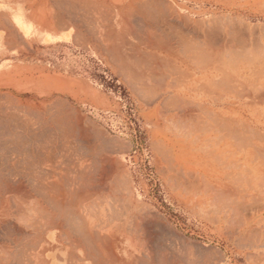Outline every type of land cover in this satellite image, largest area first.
Returning a JSON list of instances; mask_svg holds the SVG:
<instances>
[{
	"label": "rangeland",
	"instance_id": "obj_1",
	"mask_svg": "<svg viewBox=\"0 0 264 264\" xmlns=\"http://www.w3.org/2000/svg\"><path fill=\"white\" fill-rule=\"evenodd\" d=\"M33 1L37 5L35 14L40 25L54 31L31 36H35L43 45H49L62 39L68 42L71 33H62V31H72L73 44L77 48V53H84L90 59V70L86 68L84 74L64 70V75H61L51 70L44 56L34 53L31 44H25L26 46L22 47L21 58L14 65L4 66V71L0 73V111H14L13 113H17L19 118L21 116L20 120L31 117L37 125L41 117H47V122H52V115L67 111L65 115L70 116L68 118L71 121L79 119L81 131L99 136L101 141L99 145H103L102 153L113 161L111 163L115 175L109 180L108 191L99 195V201H103V204L100 203L95 207V213L99 208V214L97 212L100 215L99 221H107L101 224L107 228L126 222L130 226V223H134L136 219L142 222V232L146 234L144 236L150 240L152 238L147 245L152 250H150L152 256L155 255L154 261L157 262L155 258L164 253L166 257L170 255L168 260L176 254L179 263V259L183 260L181 264H189L187 262L191 264H264V209H261V205L264 204L262 199L264 180L255 178L254 183L251 184L257 209L238 210L239 202L242 206L243 190L249 188L247 184L250 180L239 179L237 163L224 161L222 158L224 154L227 158L226 141L231 137L232 131L222 129L221 123L215 124V114L204 111L199 114L198 109L205 108L192 101L186 107L192 112L186 115L187 122L184 121L185 124L182 122L184 127L179 131L178 127L172 123L171 116L184 105L183 100L181 104L172 99V94H169L161 104L159 101L164 96L163 92L166 91L164 83H158L159 85L147 83L149 89H145L148 87L145 81L134 80V69L128 68L127 71L119 63L120 61L108 52V49L101 50L108 44V41L105 42L107 39L105 32L108 28L105 25L115 22L116 18L120 19L118 15L113 19L109 16L110 20L106 17L105 21L103 17L110 12L106 5L108 3L119 7L125 4L126 0ZM132 1L139 2V0H127L126 4ZM156 1L149 0L148 3L150 6L154 5L152 8H155V11L159 10L161 15L165 13L162 12L165 7L169 13L166 12V15L170 16L167 19L168 22L173 28L178 26V29L177 27L175 29L176 33L173 28L169 30V27H165L172 32L167 31L169 35H177L176 37L174 35L173 41L170 40V42L169 39L168 41L170 44L176 42L175 46H178L181 54L187 51L199 52L197 55L202 62L218 58L225 63L226 67L228 63L230 67L237 69L245 60L244 49L222 50V42L228 39L229 42L242 43L250 39L260 41L261 48H264V0H158L160 5ZM103 2L106 5L102 6L103 14H101L98 12V5ZM161 3H165L169 8L166 5L161 6ZM157 11L156 13L159 12ZM172 14H174L173 17ZM22 19H24L23 16ZM173 24L176 25L173 26ZM255 27H260L258 35L250 33ZM26 28L27 32L30 28L28 26ZM138 28L139 26H136L137 30H141ZM254 31L258 32V30ZM119 39L114 46L122 48V56L130 55V42L135 43L137 40L127 36L128 45L126 44L123 48L122 46L125 45L122 43L123 39L121 37ZM209 47L210 50L207 51ZM259 52L261 64H263L264 49H260ZM118 58H120L119 55ZM66 66L67 62H64V69H67ZM92 66H94L93 71ZM166 74L169 72L167 71L165 76ZM138 88L140 91L137 90ZM29 110H31L30 117L27 112ZM62 117L64 120V116ZM190 118L191 121H189ZM42 121L44 122L43 119ZM197 122H200L202 126H205L206 122L212 126H219L212 132L211 128H195ZM46 129L53 137L52 129ZM183 129H185L184 134L181 133ZM46 132L42 133L43 137L39 135L41 141H45L44 138L49 135ZM176 132L185 137L184 139L176 137L179 141L174 145ZM188 132H190L189 136ZM45 139L48 140V137ZM223 143L225 146H222ZM163 146L177 149L175 160L164 155ZM79 151L74 152L73 156L81 158L83 157L81 154L85 155L84 151V153ZM76 153L79 155L77 156ZM198 158H207V161L197 160ZM184 165H187L186 170H183ZM50 168L52 171L57 166ZM115 168L118 170L116 171ZM199 169L200 171L206 169L212 173V181L221 180L222 189H209L208 183L207 186L204 181L201 182L189 176L193 173L191 171L196 172ZM46 170L47 173H52L48 172L49 168ZM177 173L182 177H179ZM185 173L188 175L185 176ZM125 176H129L132 180L133 186L130 190L127 189L129 192L125 190L126 187L122 183ZM182 181H186L187 184L189 181L193 182V188L187 192L182 186ZM208 189L211 191L209 194L211 197H206ZM134 190H137L136 196H131V192L135 193ZM222 195L227 198L221 200L224 197ZM218 196L221 197L218 198ZM215 200L218 201L215 202ZM86 204V202L82 203V205ZM109 222L112 223L109 224ZM185 255H191L187 258L191 257V261L186 260Z\"/></svg>",
	"mask_w": 264,
	"mask_h": 264
},
{
	"label": "bare ground",
	"instance_id": "obj_2",
	"mask_svg": "<svg viewBox=\"0 0 264 264\" xmlns=\"http://www.w3.org/2000/svg\"><path fill=\"white\" fill-rule=\"evenodd\" d=\"M126 2L119 7L108 3L106 5L105 2L99 3V13L103 14L102 6L104 5L110 11L103 17L105 21L106 17L109 20L110 17L113 19L117 15L120 17V19L116 18L115 22L112 21L107 26L105 25V27H108L107 32H105L107 33L105 42L108 41L109 45L106 44L101 50L108 49V52L120 62L118 60L113 61H118L127 71L128 68L130 70L134 69L133 77L135 81H145V84L151 82L155 84L164 83L163 86L166 91L163 92L164 96L159 101L161 104L169 94H172L171 98L179 103L183 100L184 105L180 106L178 112L171 116L172 123L178 127L179 131L184 127L182 122L183 124H185L184 121L187 122L186 115L192 112L191 109L188 111L186 107H188V104L190 105L189 102H194L196 97H200L201 107L208 108L216 114V110L220 107L224 97H222V93L225 91L223 87L226 85H223V80L226 77L227 67L223 61L214 58L202 62L197 55L199 52L193 53L192 50L193 52L187 51L181 54L178 46H175L176 42L170 44L169 41L174 40L175 34H170L173 36L171 37L168 28L166 30V27H169V30L173 27L167 20L170 16H168L169 13L165 7V11L164 9L161 10L165 13L161 15L159 10L160 14H158L157 9L158 13H156L155 8H152L154 5H149V0L132 1L128 4ZM156 3L160 5V1L157 0ZM163 5L166 4L161 3V6ZM161 6H158V8H161ZM155 7L157 6L155 5ZM173 16L174 14H172ZM175 25L173 24V26ZM136 26H139L138 29L141 28V30H137ZM176 27L178 29V26ZM176 27L173 29L175 30ZM127 36L136 39L137 42H130L131 53L124 57L122 56V48H117L114 44H117L115 42L117 39L120 40L121 37L123 39L122 43L125 44L122 47L125 48L128 40L126 39ZM179 44L181 43L179 42ZM210 47L207 51L210 50ZM199 48L201 49L202 46ZM118 55L120 58H118ZM204 61L206 60L204 59ZM167 71L169 74L165 76ZM139 88L143 89V87ZM145 89H149V86ZM204 103L208 104L209 107L202 106ZM13 112L10 110L0 111V264H181L183 260L179 259V263L176 254L172 256L173 259L168 260L170 255L166 257V254L162 253L158 255L159 258L156 255L157 262L153 260L155 255L152 256V253H150L152 250L147 245L152 238L150 240V238L145 237L146 234L143 233L144 231L142 232L143 225L141 226L143 223L137 219L132 227H128L127 224H125L127 225L125 227L122 224L121 229H119V226L107 228L101 225L107 221H99V208L96 209L97 214V212L95 213V207L103 202L99 201V195L108 191L107 186H109L111 177L115 175V170L112 167L111 162L113 161L111 158L102 153L103 148L101 146L103 145H99V142H101L99 136L81 131L82 127L79 119V122L75 119L71 121L70 116L65 115L67 111L58 112L54 116L51 114L52 122H47V117L39 116L41 118L38 117L37 119L44 120L42 123L38 120L40 125L33 122L34 120L32 121L29 116L31 110L27 111L30 118L24 120H20L21 116L19 118V115ZM62 116H64V120ZM216 117L214 123L220 124L221 116L216 115ZM189 121H191V118ZM192 125L189 126L193 128ZM218 126L211 127V131L214 132ZM46 128L52 129L53 137L50 136ZM44 130L49 133L48 140L45 137V141H41L39 135L43 137ZM183 134L178 135L176 132L175 138L185 137ZM177 141L179 140L176 138L174 145ZM78 151L79 153L85 152V155L81 154L83 155L81 158L74 157V152ZM79 153H76L77 156ZM163 153L175 160L177 149L163 146ZM51 166H57V168H53L51 171ZM47 168L50 170L48 172L52 173H47ZM186 168L187 165H184L183 170H186ZM191 172L193 173L189 175L190 177H195L196 180L201 182L204 181L206 185L208 183L209 189H222L223 183L221 180L212 181V173L208 170L200 171L199 169V171ZM187 175L185 173V176ZM129 176H125L122 182L126 187L125 190H130L133 186ZM174 178L177 179V177ZM213 183L214 185H212ZM182 186L189 192L193 188V182L189 181L187 184L186 181H182ZM209 189L206 191V197H211ZM134 191V194L130 191L131 196H136L137 190ZM128 195L130 194L128 193ZM226 196L228 197L227 194ZM220 197L218 196V198ZM217 201L215 200V202ZM85 202L87 204L82 205ZM223 203L225 202L223 201ZM109 224L111 223L109 222ZM126 245H128V249ZM189 256L191 255H187L185 259L190 260L191 257L187 259ZM192 260L194 259L192 258ZM187 263L191 264V262Z\"/></svg>",
	"mask_w": 264,
	"mask_h": 264
},
{
	"label": "crops",
	"instance_id": "obj_3",
	"mask_svg": "<svg viewBox=\"0 0 264 264\" xmlns=\"http://www.w3.org/2000/svg\"><path fill=\"white\" fill-rule=\"evenodd\" d=\"M36 8L37 5L33 0H0V73L4 71V66L14 65L21 58L22 47L27 44L32 45L34 53L44 56L52 71L61 75H64V70L78 74L86 73V68L90 70V59L84 53H77V48L73 44L74 35L72 31H62V33H71L68 42L62 39L49 45H43L37 41L35 36H31L41 32L54 31L40 25L35 14ZM65 20L64 22H66ZM27 26L30 29L26 32ZM254 30H258V32ZM259 30L260 27H255L250 33L258 35ZM225 48L227 50L243 48L245 60L242 66L237 67V69L233 66L230 67L227 63L228 69L224 79L226 82L224 83L223 80V85L226 84L223 87L225 91L222 93V97H224L220 107L216 110L217 114L208 108L198 109V111H200L199 114L204 111L205 113L220 115L222 118L220 127L232 131L231 137L226 141L227 158H225V154L222 158L224 161L237 163V177L239 179L250 180L247 184L249 188L243 190L242 206L239 202L238 209L255 210L257 206L251 184L254 183L255 178L264 180V63L261 64L259 52L260 49L264 48H261L260 41H251L250 39H246L242 43L229 42L227 39L226 42H222V50ZM64 62H67V69H64ZM93 70L94 66H92ZM230 88L231 90H229ZM194 103L196 105L201 104L200 97H196ZM202 106L209 107L206 103ZM196 125L195 128L209 129L213 127L208 122L205 123L206 126H202L200 122ZM222 146H225V143ZM197 160L207 161V158H198ZM262 199L264 202V197ZM261 209H264V204L261 205ZM125 224L128 225L127 222ZM125 224L123 226L127 227ZM132 225L131 222L130 226L132 227ZM118 226L121 229L122 224L115 225V227ZM126 247L128 249V245Z\"/></svg>",
	"mask_w": 264,
	"mask_h": 264
}]
</instances>
